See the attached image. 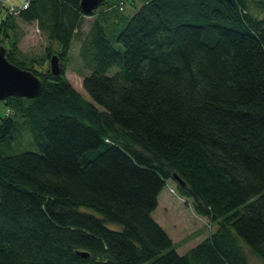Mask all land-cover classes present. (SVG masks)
<instances>
[{
    "label": "trees",
    "instance_id": "1",
    "mask_svg": "<svg viewBox=\"0 0 264 264\" xmlns=\"http://www.w3.org/2000/svg\"><path fill=\"white\" fill-rule=\"evenodd\" d=\"M5 10L0 43L42 88L0 102V264H249L240 238L264 259V0H142L116 12L123 50L97 17L77 58L91 99L67 76L80 0ZM17 17L44 55L20 56ZM19 125L40 151L7 152ZM168 181L216 225L184 253L153 216Z\"/></svg>",
    "mask_w": 264,
    "mask_h": 264
},
{
    "label": "rangeland",
    "instance_id": "2",
    "mask_svg": "<svg viewBox=\"0 0 264 264\" xmlns=\"http://www.w3.org/2000/svg\"><path fill=\"white\" fill-rule=\"evenodd\" d=\"M19 1V0H11ZM10 2V0H9ZM142 0H127L124 10L118 11V15L122 16V22L126 17L131 16L140 6ZM103 5H99L94 11L102 12ZM261 15V14H260ZM118 24L112 23L109 26V36L111 37L112 43L120 50L124 49L122 43L118 42L115 38V33L122 27L121 25L116 28ZM15 32L19 38L20 56L27 57L28 59L34 56L44 55L47 45L49 44V37L46 32L41 29L37 20L25 21L17 17V26ZM58 46V43L55 42ZM54 43V47L55 46ZM76 46V45H75ZM71 61L68 63L67 75L73 86L78 89L87 99H91L83 87V76L81 71L77 69L78 56L74 47L71 51ZM84 73V70H83ZM2 103V102H1ZM2 104H0L1 106ZM20 130L13 133V139L11 140V146L7 152H20L23 150L31 149L40 151L41 148L33 135L25 127V125H19ZM175 185L174 182L168 181L166 186L162 189V193L158 196V205L156 207V216L161 219L163 215L164 219L161 220L167 226L168 232L173 235L174 240L180 247L179 251H185L188 248L194 246L198 241L202 240L204 236L210 234L215 228V223L212 226L209 225V220L204 215L198 214L192 206L191 199L183 198L180 194L169 190L170 185ZM173 185V186H174ZM168 199V200H167ZM154 213V212H153ZM114 227H119L117 223H110ZM241 245L248 256L250 264H264V259L259 254L255 253L252 246L244 239L240 238Z\"/></svg>",
    "mask_w": 264,
    "mask_h": 264
},
{
    "label": "water",
    "instance_id": "3",
    "mask_svg": "<svg viewBox=\"0 0 264 264\" xmlns=\"http://www.w3.org/2000/svg\"><path fill=\"white\" fill-rule=\"evenodd\" d=\"M103 0H80L83 13H92ZM6 47L0 43V102L9 95L35 97L42 88V79L32 70L11 61L6 54ZM50 70L54 74L61 72V60L57 53L50 57ZM182 183L183 180L176 175ZM83 256L88 251H79Z\"/></svg>",
    "mask_w": 264,
    "mask_h": 264
},
{
    "label": "crops",
    "instance_id": "4",
    "mask_svg": "<svg viewBox=\"0 0 264 264\" xmlns=\"http://www.w3.org/2000/svg\"><path fill=\"white\" fill-rule=\"evenodd\" d=\"M11 1V0H10ZM23 0H19V1H11L13 3H20L22 2ZM110 1H113V0H110ZM111 9H107V10H102V12H98V13H94V14H90V15H82V22H81V26H80V29H79V32L77 33V35L72 39V43H71V49H70V53L72 51V49L75 47L77 52H79V48H80V45H81V38H82V35L84 33H87L92 22L97 18V17H100L104 23H109V24H112V23H115V20L116 19V12L114 11H111ZM77 29V28H76ZM75 29V30H76ZM76 45V46H75ZM55 46H57V44L55 43ZM68 76V75H67ZM162 193V192H161ZM160 193V194H161ZM168 200V199H167ZM159 202V200H158ZM160 205V204H159ZM158 205V207H159ZM157 207V208H158ZM156 212V209L154 210V213H153V216L154 218L166 229V231L168 232L169 230L167 229V226L165 225V223L161 220L164 219L163 215L161 216V219H158V217L156 216L155 214ZM168 234L171 236V238L173 239V241L175 242L176 246H177V250L179 251L180 247L177 245V242L174 240L173 238V235H171L170 232H168ZM207 236V235H206ZM206 236H204L203 238H205ZM199 242V241H198ZM197 242V243H198ZM191 248V247H190ZM188 248V249H190ZM187 249V250H188ZM187 250L185 251H179L180 253H184L186 252ZM250 264V263H249Z\"/></svg>",
    "mask_w": 264,
    "mask_h": 264
},
{
    "label": "built area",
    "instance_id": "5",
    "mask_svg": "<svg viewBox=\"0 0 264 264\" xmlns=\"http://www.w3.org/2000/svg\"><path fill=\"white\" fill-rule=\"evenodd\" d=\"M28 4H29V1H28V0H26V1H25L22 5H20V6H15V5L10 4V5L7 6V13H9V14H12V13H19L20 10H21L22 8L27 7ZM120 8H122V4H121ZM9 111H10V110H9Z\"/></svg>",
    "mask_w": 264,
    "mask_h": 264
}]
</instances>
